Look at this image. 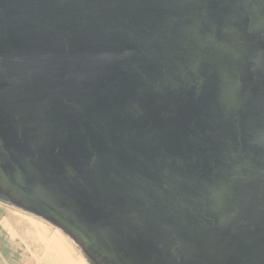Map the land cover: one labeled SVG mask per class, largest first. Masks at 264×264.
Listing matches in <instances>:
<instances>
[{
	"label": "water",
	"instance_id": "95a60500",
	"mask_svg": "<svg viewBox=\"0 0 264 264\" xmlns=\"http://www.w3.org/2000/svg\"><path fill=\"white\" fill-rule=\"evenodd\" d=\"M0 201L88 264H264V0H0Z\"/></svg>",
	"mask_w": 264,
	"mask_h": 264
},
{
	"label": "crops",
	"instance_id": "0c3cea01",
	"mask_svg": "<svg viewBox=\"0 0 264 264\" xmlns=\"http://www.w3.org/2000/svg\"><path fill=\"white\" fill-rule=\"evenodd\" d=\"M0 264H88L61 230L0 201Z\"/></svg>",
	"mask_w": 264,
	"mask_h": 264
}]
</instances>
